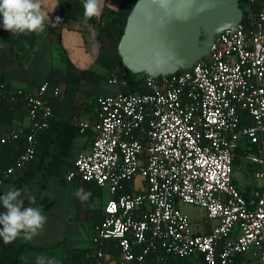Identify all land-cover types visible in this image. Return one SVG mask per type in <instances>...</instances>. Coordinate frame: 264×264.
Segmentation results:
<instances>
[{
	"label": "built area",
	"instance_id": "1",
	"mask_svg": "<svg viewBox=\"0 0 264 264\" xmlns=\"http://www.w3.org/2000/svg\"><path fill=\"white\" fill-rule=\"evenodd\" d=\"M241 8L242 21L218 34L189 69L133 78L125 65L112 68L109 79L120 92L98 98L93 126L79 123L80 132L92 130V147L76 158L68 178L79 175L110 192L94 227L93 264H107L109 240L124 264H148L156 255L264 264V0H241ZM61 93L50 81L37 92L0 88V103L23 100L31 120L28 130L0 138V153L25 138L0 177V195L15 169L36 157L38 137L54 116L49 95ZM237 158L252 165L248 185L236 175ZM138 176L142 186L129 189ZM183 204L204 208L217 223L197 232Z\"/></svg>",
	"mask_w": 264,
	"mask_h": 264
},
{
	"label": "crops",
	"instance_id": "2",
	"mask_svg": "<svg viewBox=\"0 0 264 264\" xmlns=\"http://www.w3.org/2000/svg\"><path fill=\"white\" fill-rule=\"evenodd\" d=\"M121 6L122 0H104L101 16L89 20L87 27L83 22V0H41L42 10L49 17L42 34L14 35L4 30L0 17V88L37 92L46 81L62 88L59 96L49 95L50 101L54 100V116L51 127L38 137L36 157L24 167L16 168L1 188V195L10 186L26 188L35 197L32 206L41 207L47 216L43 235L28 241L45 250L26 251L24 264H36L38 255L55 257L58 264H93L92 253L98 248L93 241L94 227L103 216L110 192L79 175L72 179L68 176L75 169L76 158L92 147V130L80 132L79 123L93 126L98 121V98L121 90L110 82L112 67L108 66L109 61L120 60L119 42L115 35L104 31L108 14ZM69 87L74 90L67 92ZM30 125L23 100L0 103V138L13 130H28ZM24 144L22 138L3 148L0 177L14 164ZM245 176L239 179L248 185L251 172ZM127 186L136 190L132 184ZM79 188L92 193L87 201L81 202L73 195ZM25 206H28L26 197ZM181 206L186 210V205ZM4 211L0 205V213ZM191 219L197 232H209L217 223L201 207L192 209ZM21 241L5 244L0 239V264L12 260ZM105 253L107 264H124L115 241L105 243ZM163 260L159 255L150 256L148 264H160ZM175 260L170 259L168 264H179ZM185 264L204 263L199 258H190ZM244 264H249V260Z\"/></svg>",
	"mask_w": 264,
	"mask_h": 264
},
{
	"label": "water",
	"instance_id": "3",
	"mask_svg": "<svg viewBox=\"0 0 264 264\" xmlns=\"http://www.w3.org/2000/svg\"><path fill=\"white\" fill-rule=\"evenodd\" d=\"M241 0H137L120 38L123 64L153 77L189 69L243 19ZM144 177L136 179V190Z\"/></svg>",
	"mask_w": 264,
	"mask_h": 264
},
{
	"label": "clouds",
	"instance_id": "4",
	"mask_svg": "<svg viewBox=\"0 0 264 264\" xmlns=\"http://www.w3.org/2000/svg\"><path fill=\"white\" fill-rule=\"evenodd\" d=\"M104 7V0H83L84 24L90 27L88 21L99 18ZM0 17L4 30L14 35L42 34L45 31V21L48 13L42 10L41 0H0ZM59 21V18H57ZM73 195L81 202L87 201L92 193L83 188L77 189ZM25 197L28 206H25ZM35 197L28 190L8 187L0 195V205L5 211L0 213V239L11 244L17 239L31 241L34 237L43 235L47 216L41 207H33ZM36 264H58L55 257L38 255Z\"/></svg>",
	"mask_w": 264,
	"mask_h": 264
},
{
	"label": "trees",
	"instance_id": "5",
	"mask_svg": "<svg viewBox=\"0 0 264 264\" xmlns=\"http://www.w3.org/2000/svg\"><path fill=\"white\" fill-rule=\"evenodd\" d=\"M136 2H137V0H135V1L134 0H122L121 8L118 10H112L108 14L109 19H108L107 25L104 27V31L110 35H115L117 37L116 39H118V42L120 41V38L122 37V35L125 31L127 18H128L129 14H130L131 10L133 9ZM119 57H120L119 62L109 61L108 66L114 68V67L119 66V65H124L120 54H119ZM104 59L100 58L99 60L103 61ZM128 73L133 78L136 77V75L132 74V72L130 70H128ZM134 87H135V83H134ZM68 90H74V89L69 87V88H67V92H68ZM53 102H54V100L51 101V104L54 106ZM235 164H236V169H238L237 168L238 166H240V169H242L243 166L245 165V167L243 168V171L247 175L253 171L252 165L247 164L246 162L242 161L240 158L236 159ZM249 189H250V186H244L242 191L244 194H247V192H249ZM29 250L39 252V251H43L45 249L41 248V247L32 246L28 243V241H25L22 239L21 244H20L19 248L16 250L15 255L12 258V260L10 262H3L2 264H24V262H25L24 261V254L26 251H29ZM170 259H173V260L176 259L175 261L179 262V264H182V263L185 264L186 261L188 260L185 258L170 257L168 259L161 261L160 264H168ZM246 261H248V258L237 257L235 259L234 264H244Z\"/></svg>",
	"mask_w": 264,
	"mask_h": 264
},
{
	"label": "rangeland",
	"instance_id": "6",
	"mask_svg": "<svg viewBox=\"0 0 264 264\" xmlns=\"http://www.w3.org/2000/svg\"><path fill=\"white\" fill-rule=\"evenodd\" d=\"M135 1V0H134ZM111 85V84H110ZM113 86V85H112ZM240 144L242 145V146H248V144H247V142H246V140H241L240 141ZM245 167V165L243 166V168ZM238 169H237V173H236V175L238 176V177H240V178H242V176H244L245 178H246V176H245V172L243 171V168L242 169H240V166H238L237 167ZM251 181V180H250ZM247 182V181H246ZM184 205H186L185 207H186V210H184V212L186 213V214H188L190 217H191V213H192V209L193 208H197V207H194L193 205H189V204H184Z\"/></svg>",
	"mask_w": 264,
	"mask_h": 264
}]
</instances>
